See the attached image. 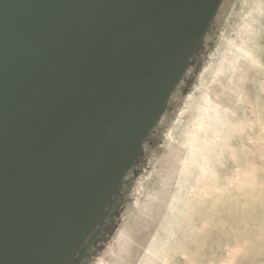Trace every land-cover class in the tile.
Masks as SVG:
<instances>
[{
	"label": "water",
	"instance_id": "water-1",
	"mask_svg": "<svg viewBox=\"0 0 264 264\" xmlns=\"http://www.w3.org/2000/svg\"><path fill=\"white\" fill-rule=\"evenodd\" d=\"M223 1L0 0V264L97 257Z\"/></svg>",
	"mask_w": 264,
	"mask_h": 264
},
{
	"label": "rangeland",
	"instance_id": "rangeland-1",
	"mask_svg": "<svg viewBox=\"0 0 264 264\" xmlns=\"http://www.w3.org/2000/svg\"><path fill=\"white\" fill-rule=\"evenodd\" d=\"M214 29L90 264H264V0H224Z\"/></svg>",
	"mask_w": 264,
	"mask_h": 264
}]
</instances>
